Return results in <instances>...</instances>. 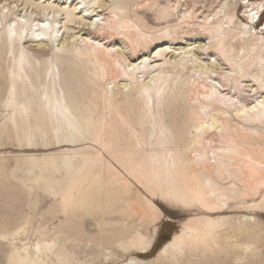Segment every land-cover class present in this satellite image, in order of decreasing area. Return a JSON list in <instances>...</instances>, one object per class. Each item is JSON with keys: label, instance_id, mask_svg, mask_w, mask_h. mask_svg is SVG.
<instances>
[{"label": "rangeland", "instance_id": "obj_1", "mask_svg": "<svg viewBox=\"0 0 264 264\" xmlns=\"http://www.w3.org/2000/svg\"><path fill=\"white\" fill-rule=\"evenodd\" d=\"M71 2L0 0V264H264V0Z\"/></svg>", "mask_w": 264, "mask_h": 264}, {"label": "bare ground", "instance_id": "obj_2", "mask_svg": "<svg viewBox=\"0 0 264 264\" xmlns=\"http://www.w3.org/2000/svg\"><path fill=\"white\" fill-rule=\"evenodd\" d=\"M72 2H73V0H72ZM72 2H71V3H72ZM77 4H80V3H76V5H77ZM32 5H33V4H32ZM30 6H31V5H30ZM33 6H34V5H33ZM89 6H90V5H89ZM77 9H78V8H74V10H77ZM85 10H86V9H85ZM85 12H86V11H85ZM67 14H69V13H67ZM80 20H81V19H80ZM253 20H254V19H252V21H253ZM87 41H88V40H87ZM39 70H40V69H39ZM15 90H16V89H15ZM30 103H31V102H30ZM120 234H121V233H120ZM226 262H228V261H226Z\"/></svg>", "mask_w": 264, "mask_h": 264}]
</instances>
